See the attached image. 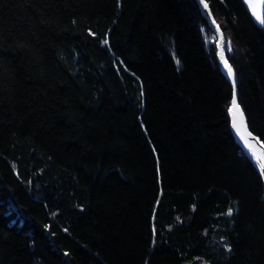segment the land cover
Returning <instances> with one entry per match:
<instances>
[{
  "label": "trees",
  "instance_id": "1",
  "mask_svg": "<svg viewBox=\"0 0 264 264\" xmlns=\"http://www.w3.org/2000/svg\"><path fill=\"white\" fill-rule=\"evenodd\" d=\"M264 143V17L206 0ZM196 0H0V264H264V184Z\"/></svg>",
  "mask_w": 264,
  "mask_h": 264
},
{
  "label": "water",
  "instance_id": "2",
  "mask_svg": "<svg viewBox=\"0 0 264 264\" xmlns=\"http://www.w3.org/2000/svg\"><path fill=\"white\" fill-rule=\"evenodd\" d=\"M242 1L254 24L261 26L264 17V0ZM196 2L208 26L216 36L215 45L220 68L231 85V104L228 110L230 128L236 141L247 151L257 166L264 184V143L248 128L246 116L238 102L236 77L225 52L226 39L219 25L216 23L206 0H196Z\"/></svg>",
  "mask_w": 264,
  "mask_h": 264
}]
</instances>
